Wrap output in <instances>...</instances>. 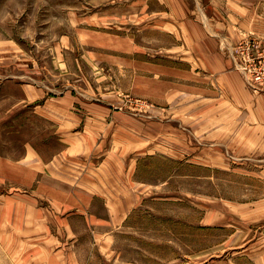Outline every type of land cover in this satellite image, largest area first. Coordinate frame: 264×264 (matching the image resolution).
<instances>
[{
  "label": "rangeland",
  "instance_id": "374dc122",
  "mask_svg": "<svg viewBox=\"0 0 264 264\" xmlns=\"http://www.w3.org/2000/svg\"><path fill=\"white\" fill-rule=\"evenodd\" d=\"M186 37L160 0H0V264L55 215L23 161L65 151L36 111L64 93L110 104L121 126L82 154H139L124 160L139 198L108 263L250 264L246 250L264 246V147L253 136L247 148L229 113L172 96L195 53Z\"/></svg>",
  "mask_w": 264,
  "mask_h": 264
},
{
  "label": "crops",
  "instance_id": "0c3cea01",
  "mask_svg": "<svg viewBox=\"0 0 264 264\" xmlns=\"http://www.w3.org/2000/svg\"><path fill=\"white\" fill-rule=\"evenodd\" d=\"M160 1L166 7L167 25L176 23L188 36L184 46L195 52L183 58L189 66L177 72L181 80L171 87L172 96L180 90L184 97L197 99L200 110L217 112L220 118L222 112L229 113L230 122L246 130V140L237 135L238 142L248 148L255 136L264 147V94L249 90L226 54L243 34L264 37V0ZM43 101L37 113L53 121L67 146L51 156L28 154L23 163L37 169L38 195L43 205L56 208L55 215L50 221L39 218L37 230L28 238L35 241L12 249L6 264L18 259L27 263L17 264H110L115 231L131 213L130 208L126 214V208L134 207L139 198V189L132 185L135 168L127 172L124 160L139 154H85L95 145L96 153L101 152L111 122L121 127L111 119L116 116L110 104L86 102L71 93ZM246 255L250 264H264V246L248 248Z\"/></svg>",
  "mask_w": 264,
  "mask_h": 264
},
{
  "label": "built area",
  "instance_id": "2783aa9c",
  "mask_svg": "<svg viewBox=\"0 0 264 264\" xmlns=\"http://www.w3.org/2000/svg\"><path fill=\"white\" fill-rule=\"evenodd\" d=\"M228 52L249 88L255 94L264 93V37L243 34Z\"/></svg>",
  "mask_w": 264,
  "mask_h": 264
}]
</instances>
